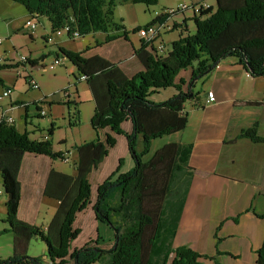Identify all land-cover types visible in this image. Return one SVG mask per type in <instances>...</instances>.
<instances>
[{
    "label": "trees",
    "instance_id": "1",
    "mask_svg": "<svg viewBox=\"0 0 264 264\" xmlns=\"http://www.w3.org/2000/svg\"><path fill=\"white\" fill-rule=\"evenodd\" d=\"M18 3L33 17H47L53 32L66 25L78 31L81 38L91 34H107L104 43L128 38L124 24L117 22L115 9L120 4L132 3L147 7L157 6L160 0H9ZM217 7L194 17L195 32L191 34L183 22L179 38L171 50L158 57L142 44L135 55L144 70L129 78L118 65L102 57L86 58L82 53L61 49L60 53L76 68L75 78L86 83L93 95L95 111L91 128L97 134L93 142L74 147L77 152L76 175L52 170L43 189L44 196L58 201V209L47 228L29 225L18 219L21 183L19 171L26 154L45 156L64 161L66 155L53 148V124L48 140H32L30 133H20L16 125L0 121V176L7 197V216L3 223L8 228L0 235L13 236V255L0 264H209L213 259L195 252L188 246L175 248L179 220L183 212L193 171L189 166L192 144L170 143L160 148L152 159H142L156 139L186 130L188 126L185 104L194 100L192 87L196 81L215 71L223 61L234 59L243 65L252 78H264V0H216ZM162 15L152 23L165 22ZM139 27L134 29V33ZM100 46V45H98ZM39 61H30L35 67ZM18 68L17 64L0 63V71ZM192 69L189 82L177 81L181 71ZM0 85L4 86L2 78ZM186 86V90L184 87ZM174 88L177 94L160 103L150 97L162 89ZM43 103V102H41ZM249 104H255L251 102ZM38 111L41 108L34 104ZM74 111L71 127L81 125L76 103H67ZM130 121L132 129L123 128ZM107 130L105 140L99 133ZM258 127L243 130L236 139L264 143ZM116 135L127 139L128 149L135 162L127 174H118L119 165L97 188L92 208L99 223L114 231V244L109 249L89 242L72 250V243L81 230L75 227L78 214L92 203L90 175L117 143ZM139 136L143 150H135ZM118 174V175H117ZM264 218V215L260 216ZM46 245L47 261L27 256L33 239ZM101 238L97 235L96 243ZM218 264V263H217ZM256 264H264V240L257 252Z\"/></svg>",
    "mask_w": 264,
    "mask_h": 264
},
{
    "label": "crops",
    "instance_id": "2",
    "mask_svg": "<svg viewBox=\"0 0 264 264\" xmlns=\"http://www.w3.org/2000/svg\"><path fill=\"white\" fill-rule=\"evenodd\" d=\"M189 1L191 4L206 2L214 9L217 7L216 0ZM8 2L12 1L8 0ZM181 3L189 4L187 0ZM137 6L138 4L123 3L115 9L116 21H122L129 34L128 38L123 39L122 37L110 43H104L107 34L103 33L91 34L80 39L55 35L47 17H36L40 27L33 35L24 27L25 22L33 16L24 10L22 14V18L25 19L23 25L13 26L14 31L24 34L23 36L28 39L27 43L20 47L22 55L18 56L17 51H15V44L9 42L4 44L3 41L0 44V63L2 65H18V68L0 71V78L4 82V86L1 85L3 91L0 89V93L7 89L12 92L7 97L4 110L9 111L15 120L17 131L30 133L32 140L49 139L48 133L44 131L45 126L42 125V123L47 122L46 119L37 123L32 120L38 112L34 104L41 101H43L40 106L41 110H46V116L43 117L50 119L49 124H45L46 129L49 130L53 124L55 127L57 126L54 119L60 117L54 115V111L61 108L62 118L59 120L66 127L69 124L68 130L71 131V114L74 110L69 108L67 103H76L77 111L80 112V107L83 104L80 99L82 85H85L89 91L91 96L89 100L95 109L89 86L86 81L76 80V68L60 53L62 48L82 53L86 58L102 57L108 62L118 65L129 78L144 70L143 65L135 55L136 51L141 48L142 41L138 34L133 31L150 23L148 21L141 25ZM192 17V13L187 12L173 18L171 22L180 25L187 21L182 26L191 31L189 25ZM183 27L177 29L179 34ZM50 37L52 43L47 41V38ZM37 39H40L41 48L35 51L33 47ZM175 40H171V43ZM26 53H28L29 64H22L19 62V58ZM48 57L49 59H47ZM56 58L61 59L62 63L57 68L61 69V74H64L62 76L65 80L59 91H53L52 86L43 81L40 82L37 76L39 68L53 63V59ZM31 60L39 62L35 67H32L30 65ZM54 69L56 70V68ZM7 71H13L14 75H11L12 77L4 76L3 74ZM182 72L184 77L181 76ZM28 73L39 84V90L34 91L26 84L25 76ZM191 75L192 69L181 71L177 81L183 80L188 83ZM54 78H57V74L54 75ZM65 84L71 93L68 100H65L63 95ZM184 90H186V86ZM192 90L196 94V98L185 104L188 126L186 130L171 135L177 139L170 142L192 144L193 147L189 160V166L193 171L191 186L173 245L175 248L188 246L195 252L208 256L213 259L209 264H256L257 252L261 249L264 240V218L260 217L264 215V143L256 144L246 139H239L236 143L229 142L236 139L241 131L254 125L258 127L259 136L264 137V78L250 77L243 65L234 59H227L220 64L219 69L216 68L215 71L196 81ZM208 92L215 95L216 101H208ZM17 94L20 96L18 97ZM160 94L158 92L155 96H160ZM176 94L175 89L173 95ZM155 96L151 97L154 103L165 101L164 98L155 99ZM251 102H255V104H249ZM65 112H67L68 118H66ZM38 117H41L39 113ZM49 125L51 126L48 127ZM131 129V122H126L123 130L130 133ZM37 132L41 133L37 134ZM107 134L111 133L106 129L101 131L99 133V136L102 135L100 139L104 141ZM54 136L53 131L52 141ZM116 136L117 139L119 137L125 138L121 135ZM66 142V139L60 141L58 149L53 144V148L56 152L64 153L65 158L69 159L68 163L75 165L78 155L74 147L86 143V141L80 144L74 142L70 150L66 147L63 150L62 145H66ZM110 150L112 151V149ZM107 158L90 175L92 203L76 217L75 227L80 229L81 233L77 240L72 243V250L80 249L89 242H95L96 246L103 247L100 240L99 243H96L99 225L103 223L96 220L92 208L96 201V197H93V181L94 178L96 181L95 176L100 172ZM68 163L51 160L43 155H30L29 153L23 157L19 171L22 200L17 217L20 221L44 229L48 227L59 203L54 199L45 197L43 189L52 170L66 175H75V170L73 173L70 172L72 174L67 173L63 164ZM100 181L96 182V189L104 182V180ZM0 183L2 184L1 176ZM6 201L7 199H4L0 204V219L3 220L7 216ZM6 228L8 226L3 223L0 232ZM86 228L90 233L85 242L78 246ZM5 236L11 235H0V237ZM5 242L8 245V253L12 251V254L7 256L9 258L13 255V237L12 242L11 237H7Z\"/></svg>",
    "mask_w": 264,
    "mask_h": 264
},
{
    "label": "rangeland",
    "instance_id": "3",
    "mask_svg": "<svg viewBox=\"0 0 264 264\" xmlns=\"http://www.w3.org/2000/svg\"><path fill=\"white\" fill-rule=\"evenodd\" d=\"M183 1L184 0H160L159 4L155 7L154 6L147 7L145 5H139L138 4L137 9L139 12V18L141 21V25L147 23L148 21H149V23H151L156 18V15L162 13V11L164 9L176 8L179 5L183 4V3H181ZM0 2H1L0 3V38L2 39L4 44H7L8 42L15 44V47H16L15 51H17L18 56H20V55H22V53L20 51V47L24 46V44L27 43L28 39H26L23 36L24 34H20V33H17L16 31H14L13 26L17 25V24L23 25L25 19L22 18V14H23L25 9L22 6H20L19 4H14L13 2H8V0H4V1H0ZM187 2L189 3L187 5L190 6L191 5L190 1L187 0ZM8 7H10V8H8ZM117 12L119 14V9ZM43 19H45V18H43ZM192 19H193V17H192ZM192 19L190 20V25H189L190 30H191L189 32L191 34H193L195 32V26H194L195 24H194V21H192ZM39 27H40V25L38 24V29H39ZM178 34H179L178 30H175L169 34L167 33L164 35L163 41L167 45V48L169 51L171 49V44H172L171 40L178 39V37H179ZM40 44H41L40 39H37L36 44L33 47V49L35 51L39 50L41 48ZM27 55H28V53L24 54V56L28 57ZM47 59H49V57ZM54 62H55V60L53 59V63ZM53 63H51V64H53ZM51 64L44 65V66H42V68H39V70L37 72L38 80H40V82L43 81L44 83H47V85H49V86H52V89H54L53 91H59L60 87H62L64 82H65L64 77L62 76L64 74H61L62 71L60 68H57L58 66L55 67L56 68V70L54 69L55 71L50 70L49 66H51ZM55 74H57L56 79L54 78ZM3 75L6 77H9L11 75H14V72L13 71H7ZM181 76L184 77L183 72L181 73ZM66 85L67 84H65V89L68 88V86H66ZM0 89H1V91H3V88L1 85H0ZM80 89H81L80 99L83 101L82 102L83 104L81 105L80 112H79L80 121H81L80 126L72 127L71 131L68 130L69 124L66 127V125H62L61 121L59 120L62 118L61 108L54 111V115L56 114L58 117H60L56 120L54 119V121L57 123V126L55 127V130H54L55 136L53 138V141H54L53 144L55 145V147H57V149L59 148V146H58L59 142L64 140V139H66L67 142L65 143L66 145H62L63 150L65 147L70 150L71 146H72V144H74V142L80 144V143H83L84 141L91 143V142L96 140L97 136L93 132V130L91 128V123H90L91 118L93 116V112L95 111L94 105L89 100L91 96H90L89 91L86 89L85 85H82ZM159 92L161 93L160 96L159 95H157V96L153 95L151 97L155 96V99H163L164 98L163 100H166V99L168 100L174 96L173 93L175 92V89H173V88L167 89L166 88V89H162ZM3 94H4V92L0 93V107L5 109L4 104L8 98L7 97L2 98ZM17 96L19 97L20 95L17 94ZM151 97H150V100L152 99ZM36 113H37V115H35L36 117L32 118V120L36 121V123H37L38 121H41L42 119H46L47 122L42 123V125L45 126L44 131H46L48 133V130L46 129L45 124L48 125L49 124L48 121L50 119L45 118V117H42V118L38 117L39 112H36ZM65 116H66V118H68L67 112H65ZM50 126L51 125H49L48 127H50ZM41 132H37V134H40ZM101 136L102 135H100V137ZM114 138L117 140V143L113 148L114 150L112 149V151L111 150L109 151V155H108L109 157L107 158L106 163L102 166L100 172L97 173V175L95 176L96 181L94 178V181H93V185H94L93 197L94 198L96 197V194H97V189H96L97 183L96 182L99 180L105 181L110 176V173H112L113 171L115 172L118 165H119V161L122 162V164L120 165V171L118 173L120 175L121 174H127L135 166L133 156L131 155L130 151L128 153L127 139L121 138V137H119L117 139V136H115ZM176 139L177 138L175 136H171V137L170 136H164L162 138L156 139L153 142V144H151V149H150L149 153L147 155H145V157L142 160L144 162H146L149 159H152L153 156L155 155V153L160 148H162L165 144L167 145L168 143H170L172 141H176ZM143 144H144L143 138H142V136H139L137 139V142H136V147H135V150L138 154H140L141 151L143 150ZM63 165L65 166L67 173L72 174L74 172L73 170H75V175H76V169H75L74 164L68 163V164H63ZM70 172H72V173H70ZM1 185L2 184L0 183V194H1L0 204H1L2 200L7 199ZM3 221H4L3 219H0V227L3 225V223H2ZM89 233L90 232L86 228L84 233L82 234V237L80 239V242L78 243V246L85 242ZM113 233H114V231L112 230V228L110 226L104 225V224L99 225V231L97 234L101 238L100 241L103 244V247H104L103 249H109L113 246V244H114V234ZM7 237H11V242H12V237H13L12 235L0 237V260H2L4 258L5 259L8 258L7 256H9V254H12V251H11V253H8V245L5 242V239ZM46 255H47L46 245L40 239H36V238L33 239L31 241L30 246L28 247L27 256L31 257V258L40 257L44 261H47ZM67 264H72V261H69ZM95 264H106V262H98Z\"/></svg>",
    "mask_w": 264,
    "mask_h": 264
},
{
    "label": "built area",
    "instance_id": "4",
    "mask_svg": "<svg viewBox=\"0 0 264 264\" xmlns=\"http://www.w3.org/2000/svg\"><path fill=\"white\" fill-rule=\"evenodd\" d=\"M212 8L208 3H194L188 6L187 4H181L176 8L172 9H164L162 13L157 14V18L162 15H167L168 19L165 22L159 21L157 23L148 24L145 27L139 28L137 30L136 34H138L139 39L142 41V44L146 47L147 50L153 52L155 56L163 57L168 53V48L165 42L163 41L164 35L169 34L175 30V24L172 23L171 20L173 18H176L180 14H184L187 12L192 13L193 18L194 17H200L202 12ZM36 17H31L29 20H27L24 24V27L29 30L33 35L36 33L38 28V22ZM55 35H63L68 36L70 39H80L81 35L78 33V31L73 30L70 26L66 25L64 28H60L53 32ZM48 43H52V38H47ZM2 43V39L0 38V44ZM171 50V49H170ZM19 62L22 64H29V59L26 56H21L19 58ZM61 59L56 58L55 62L49 66L50 70H54L56 66L61 65ZM220 68V65L217 66V69ZM25 82L28 85V87L34 91L39 90V84L37 81L32 77L30 73L26 74L25 76ZM80 81H86V77H81ZM11 94V91L7 89L3 97H8ZM63 95L65 96V100H68L71 96L70 89L67 88L63 91ZM208 98L210 102L216 101L215 95L212 92H208ZM43 102V101H41ZM41 102L38 103V106H41ZM13 109V108H12ZM11 110V109H10ZM39 116L43 117L46 116V110H40ZM0 121H5L8 125H14L15 120L13 117L9 114V111H5L0 107ZM48 140V138H46ZM64 162L68 163L69 159L65 158Z\"/></svg>",
    "mask_w": 264,
    "mask_h": 264
}]
</instances>
